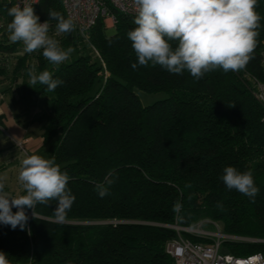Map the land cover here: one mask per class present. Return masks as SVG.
Returning a JSON list of instances; mask_svg holds the SVG:
<instances>
[{
	"label": "trees",
	"instance_id": "16d2710c",
	"mask_svg": "<svg viewBox=\"0 0 264 264\" xmlns=\"http://www.w3.org/2000/svg\"><path fill=\"white\" fill-rule=\"evenodd\" d=\"M12 5L0 0L6 28ZM50 10L67 19L61 0H40L34 12L45 22ZM255 10L261 19L246 66L217 68L200 79L151 62L133 69L138 58L127 32L136 27V15L111 8L113 33L107 34L101 17L86 40L75 30L57 32V21H48L49 35L63 49H74L69 59L56 66L42 50L24 53L11 74L22 77L25 99L43 100L48 155L70 176L75 201L63 223L56 222V201H50L37 204L38 219L25 209V230L0 224V251L10 264H174L165 250L176 237L170 226L192 227L203 219L219 223L226 234L262 240L225 243L232 255L264 254V107L252 95L255 81H264V0H257ZM6 35L0 38L3 57L21 45ZM171 43L175 48L178 42ZM29 70H47L64 83L47 91L46 85L30 84ZM135 90L166 97L143 105ZM227 166L252 172L259 188L254 200L225 186ZM97 184L108 194L101 197Z\"/></svg>",
	"mask_w": 264,
	"mask_h": 264
},
{
	"label": "clouds",
	"instance_id": "9594fccd",
	"mask_svg": "<svg viewBox=\"0 0 264 264\" xmlns=\"http://www.w3.org/2000/svg\"><path fill=\"white\" fill-rule=\"evenodd\" d=\"M137 15L136 27L127 32V38L138 58V65L149 62L160 65L172 74H183L187 70L192 77L202 78L205 73L222 68L223 71H238L246 66L250 54L256 47L260 15L255 10L257 0H134ZM49 20H56L59 33H70L75 29L71 19H65L56 11H49ZM12 17L7 25L9 38L22 42L26 53L42 50L43 57L53 65L69 59L74 51L60 46L57 39L49 35V20L39 22L32 6L19 4L8 9ZM171 41H176L174 48ZM30 84L40 83L47 91H54L64 82L53 79L45 70L39 75L28 71ZM18 180L25 194L12 196L4 191L0 178V224L25 230L29 219L25 209H32V218L38 219L37 204L49 205L56 201V222L66 221L67 212L75 196L67 187L70 176L62 171L54 158L33 154L21 162ZM222 180L229 189L254 200L259 192L252 172H240L233 166L223 170ZM96 190L103 197L108 194L104 184ZM18 210L13 213L12 208ZM180 205H174L178 210ZM31 235V230L28 229ZM7 254L0 251V264H10Z\"/></svg>",
	"mask_w": 264,
	"mask_h": 264
},
{
	"label": "built area",
	"instance_id": "2783aa9c",
	"mask_svg": "<svg viewBox=\"0 0 264 264\" xmlns=\"http://www.w3.org/2000/svg\"><path fill=\"white\" fill-rule=\"evenodd\" d=\"M40 0H13V5L23 7L28 4L35 10ZM67 19L75 24V31L85 40L97 23L103 17L104 22H110L112 28L116 22L113 10L124 14L137 15L134 0H61ZM44 23L43 21H39ZM260 65L264 73V53ZM252 95L264 107V81H255ZM176 231V237L167 242L166 253L172 257L174 264H264V254L258 252L248 256L238 257L231 253H220V249L227 242H256L249 237L229 235L223 232L222 226L215 222H200L192 227L170 226ZM206 239V242H193L183 233Z\"/></svg>",
	"mask_w": 264,
	"mask_h": 264
},
{
	"label": "rangeland",
	"instance_id": "374dc122",
	"mask_svg": "<svg viewBox=\"0 0 264 264\" xmlns=\"http://www.w3.org/2000/svg\"><path fill=\"white\" fill-rule=\"evenodd\" d=\"M106 23L110 26L109 21ZM113 31V28H108L107 34L110 35ZM5 34L9 37L7 28L0 21V38L4 37ZM24 53L26 52L21 42L15 53L6 57L0 56V63L3 62L2 66L5 67V72L0 75V119L3 125L0 132V167L4 166V169L0 171V178H3L5 184L4 191L12 196L19 195L23 190L22 183L18 180L22 160L33 154L49 158V144L44 141L42 136L47 122L46 116L43 115L46 112V107L42 103L43 100L40 98L25 99L22 95V77L13 78L11 74L17 56H22ZM28 60L29 63L33 61L30 57ZM28 80L30 81V77H28ZM135 91L143 105L152 104L166 97L164 92L146 93L139 90ZM18 132L22 136L26 134L27 137L14 143L12 135L18 137ZM208 221L211 220L203 219L198 223ZM220 253H229L226 245L221 247Z\"/></svg>",
	"mask_w": 264,
	"mask_h": 264
},
{
	"label": "crops",
	"instance_id": "0c3cea01",
	"mask_svg": "<svg viewBox=\"0 0 264 264\" xmlns=\"http://www.w3.org/2000/svg\"><path fill=\"white\" fill-rule=\"evenodd\" d=\"M2 131H4V130H2ZM17 135H18V137H15L14 135H12V137H13L12 140H14V143L20 142V141H22V140L24 139V137H27L26 134L22 136V134L20 135L19 132H18ZM5 144H6V143H5ZM5 144H4V145H5Z\"/></svg>",
	"mask_w": 264,
	"mask_h": 264
}]
</instances>
